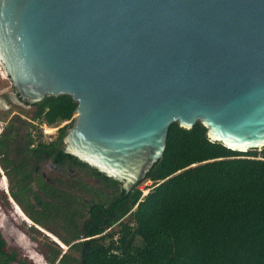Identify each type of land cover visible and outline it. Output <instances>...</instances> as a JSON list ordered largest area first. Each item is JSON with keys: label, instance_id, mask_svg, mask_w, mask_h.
<instances>
[{"label": "water", "instance_id": "1", "mask_svg": "<svg viewBox=\"0 0 264 264\" xmlns=\"http://www.w3.org/2000/svg\"><path fill=\"white\" fill-rule=\"evenodd\" d=\"M0 65L26 103L59 97L64 152L122 197L171 123L264 147V0H0Z\"/></svg>", "mask_w": 264, "mask_h": 264}, {"label": "trees", "instance_id": "2", "mask_svg": "<svg viewBox=\"0 0 264 264\" xmlns=\"http://www.w3.org/2000/svg\"><path fill=\"white\" fill-rule=\"evenodd\" d=\"M30 117L47 124L69 119L50 143L62 145L72 119L58 96L33 104ZM8 127L0 132V154L13 132H40L29 123ZM205 133L199 122L189 129L171 123L161 157L143 178L151 182L143 195L134 187L122 197L120 182L104 176L106 187L119 192L99 193L95 204L83 205L91 206L93 221L56 234L77 257L47 245L45 264H79L81 254L82 264H264V147L238 152ZM14 262L25 264L0 232V264Z\"/></svg>", "mask_w": 264, "mask_h": 264}, {"label": "flooded vegetation", "instance_id": "3", "mask_svg": "<svg viewBox=\"0 0 264 264\" xmlns=\"http://www.w3.org/2000/svg\"><path fill=\"white\" fill-rule=\"evenodd\" d=\"M7 98L10 103L33 109V104L26 103L14 91ZM1 108L4 107L1 105ZM30 116L31 113L25 119L16 114L15 117L12 116V125L16 126L21 122L22 126H27L28 123L42 126V122ZM65 124L56 122L55 126L46 128V133L39 132L38 135L31 129L13 132L14 140H9L5 152L0 154V184L3 185L0 189V208L7 206L1 196L4 192V198L11 204V209H16L26 219L23 221L29 222V228L32 225L47 236L54 233L56 237L52 235L51 240L57 245L62 242L56 234L63 235L66 230L70 231L74 223L80 226L95 219L91 206L83 208V205L90 202L95 204L99 193H108V198H111L110 190L119 192L118 189L106 187L103 173L92 170L94 168L64 152L65 132L61 138L62 145L50 144L55 142L58 129ZM9 125L11 126L10 123H5L0 132L7 130ZM10 193L14 194L16 200ZM56 207L66 210H56Z\"/></svg>", "mask_w": 264, "mask_h": 264}, {"label": "rangeland", "instance_id": "4", "mask_svg": "<svg viewBox=\"0 0 264 264\" xmlns=\"http://www.w3.org/2000/svg\"><path fill=\"white\" fill-rule=\"evenodd\" d=\"M13 91L14 89L0 65V106L2 105L4 107L0 109V131L5 123H10L11 126H15L11 122L12 116L15 117L16 114H19L26 119L33 110L30 108H22L19 104L10 103L7 95H11ZM150 183V180L142 179L136 185V188L141 191V195L147 192ZM2 187L3 185L0 184V189ZM10 205L7 202L5 208H0V232L6 242V247L8 249H14L24 259L25 264H45L44 252L48 250L47 245L60 249L61 254L68 253L70 256L77 257V251L68 249L63 243L61 244L64 246L61 244L57 245L51 240L52 235L55 236L54 233L51 232L49 234L50 236H47L32 225L29 228V222L23 221L26 219L16 209H11Z\"/></svg>", "mask_w": 264, "mask_h": 264}, {"label": "built area", "instance_id": "5", "mask_svg": "<svg viewBox=\"0 0 264 264\" xmlns=\"http://www.w3.org/2000/svg\"><path fill=\"white\" fill-rule=\"evenodd\" d=\"M67 122H68V120H62L61 121V124L67 123ZM53 126H55V123H53V124H47L45 122H42V126H40L39 129H40V132L46 133V128H51Z\"/></svg>", "mask_w": 264, "mask_h": 264}, {"label": "bare ground", "instance_id": "6", "mask_svg": "<svg viewBox=\"0 0 264 264\" xmlns=\"http://www.w3.org/2000/svg\"><path fill=\"white\" fill-rule=\"evenodd\" d=\"M60 243V242H59ZM61 244V243H60ZM62 245V244H61Z\"/></svg>", "mask_w": 264, "mask_h": 264}]
</instances>
